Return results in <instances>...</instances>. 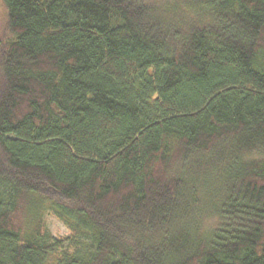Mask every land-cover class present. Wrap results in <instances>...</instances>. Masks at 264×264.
<instances>
[{
  "label": "trees",
  "instance_id": "obj_1",
  "mask_svg": "<svg viewBox=\"0 0 264 264\" xmlns=\"http://www.w3.org/2000/svg\"><path fill=\"white\" fill-rule=\"evenodd\" d=\"M260 57L264 0H0V264H264Z\"/></svg>",
  "mask_w": 264,
  "mask_h": 264
},
{
  "label": "rangeland",
  "instance_id": "obj_2",
  "mask_svg": "<svg viewBox=\"0 0 264 264\" xmlns=\"http://www.w3.org/2000/svg\"><path fill=\"white\" fill-rule=\"evenodd\" d=\"M264 63V57L259 58ZM43 219L48 231L54 237H62L69 234L67 226L52 214L45 212Z\"/></svg>",
  "mask_w": 264,
  "mask_h": 264
}]
</instances>
